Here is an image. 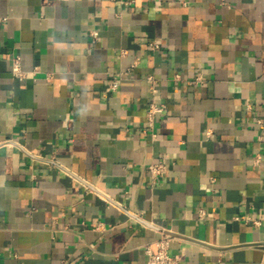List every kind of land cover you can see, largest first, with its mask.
I'll return each instance as SVG.
<instances>
[{"label": "crops", "instance_id": "crops-1", "mask_svg": "<svg viewBox=\"0 0 264 264\" xmlns=\"http://www.w3.org/2000/svg\"><path fill=\"white\" fill-rule=\"evenodd\" d=\"M164 230L264 264V0H0V264H147Z\"/></svg>", "mask_w": 264, "mask_h": 264}, {"label": "built area", "instance_id": "built-area-1", "mask_svg": "<svg viewBox=\"0 0 264 264\" xmlns=\"http://www.w3.org/2000/svg\"><path fill=\"white\" fill-rule=\"evenodd\" d=\"M150 47L156 49L159 47V44L156 41H152L150 43ZM13 60H14L13 73L20 77L24 76L26 74V71L22 69L20 58L16 56L14 57ZM150 78L152 79V77ZM120 83H121V75L119 74L113 75L110 80V88L114 90L118 89ZM165 109H166V104L164 103H158L155 101H152L150 103L147 116L151 125H153L154 121L156 120V116L159 113L164 112ZM259 122H262V119H259ZM149 171L153 179L155 180L167 171V165L163 161H155L149 165ZM99 195L105 199L111 200L103 193L102 194L99 193ZM205 214H206V210L203 208L200 209V216L203 217L205 216ZM175 238L176 236L173 233L164 230L159 238L155 239V241H153L152 243L146 245L145 249L148 255L147 264H180V260L176 256H174L170 251L171 245L175 240Z\"/></svg>", "mask_w": 264, "mask_h": 264}]
</instances>
